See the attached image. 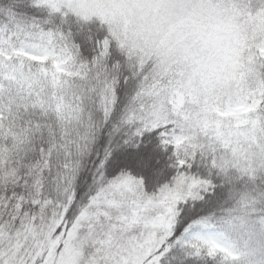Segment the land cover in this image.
I'll use <instances>...</instances> for the list:
<instances>
[{
  "label": "snow or ice",
  "instance_id": "snow-or-ice-1",
  "mask_svg": "<svg viewBox=\"0 0 264 264\" xmlns=\"http://www.w3.org/2000/svg\"><path fill=\"white\" fill-rule=\"evenodd\" d=\"M0 264H264V0H0Z\"/></svg>",
  "mask_w": 264,
  "mask_h": 264
},
{
  "label": "trees",
  "instance_id": "trees-1",
  "mask_svg": "<svg viewBox=\"0 0 264 264\" xmlns=\"http://www.w3.org/2000/svg\"><path fill=\"white\" fill-rule=\"evenodd\" d=\"M96 24L98 25V22H96Z\"/></svg>",
  "mask_w": 264,
  "mask_h": 264
}]
</instances>
